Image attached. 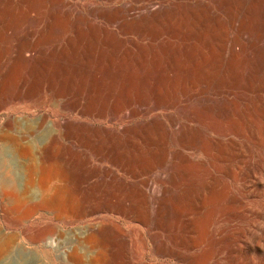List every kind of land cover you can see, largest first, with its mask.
Segmentation results:
<instances>
[{"label":"rangeland","instance_id":"obj_1","mask_svg":"<svg viewBox=\"0 0 264 264\" xmlns=\"http://www.w3.org/2000/svg\"><path fill=\"white\" fill-rule=\"evenodd\" d=\"M44 1L0 0V132L46 129L25 141L43 149L31 198L0 203V234L17 238L0 264H264V15H250L256 0H241L234 16L224 0ZM133 6L143 10L131 14ZM80 35L79 54L60 58ZM21 47L36 52L20 57ZM244 114L250 121L234 136L231 122ZM145 121L160 123L157 135L133 132ZM53 126L61 135L51 144ZM221 133L229 173L214 201L193 203L191 238L185 192L201 180L202 145ZM0 156L11 172L29 160L2 141ZM25 181L21 174L20 188ZM145 182L157 194H146Z\"/></svg>","mask_w":264,"mask_h":264},{"label":"bare ground","instance_id":"obj_2","mask_svg":"<svg viewBox=\"0 0 264 264\" xmlns=\"http://www.w3.org/2000/svg\"><path fill=\"white\" fill-rule=\"evenodd\" d=\"M2 1H6V0H2ZM9 1V0H8ZM33 1V0H32ZM44 1V0H43ZM48 1V0H47ZM63 1V0H60ZM225 2H228L227 4L221 5L222 10L224 12L229 13L230 15L234 16L240 9H241V0H224ZM22 2V0H21ZM28 2V1H27ZM31 2V1H30ZM37 2V1H36ZM45 2V1H44ZM140 2V1H139ZM25 3V2H24ZM35 3V2H34ZM55 3V2H54ZM243 3V2H242ZM45 4H48L45 2ZM32 5V3H31ZM53 5V4H52ZM58 5V4H57ZM141 7V6H140ZM146 8V7H145ZM39 10V9H38ZM143 10L142 8H138V7H131V9L129 10V12H131V14L134 12L137 14L138 11ZM146 10V9H145ZM96 11V10H95ZM120 10H117V12L119 13ZM34 12V11H31ZM115 13V12H113ZM188 13L194 14L195 11L191 10ZM249 13L251 16H256V15H260L263 16L264 15V1L263 0H256V2L250 7L249 9ZM115 15V14H114ZM113 15V16H114ZM126 14H124L125 16ZM48 18L52 19V20H56V21H63L64 22V18L60 17V16H56L53 15L52 13H50V15H47ZM116 17L118 16V14L115 15ZM131 16V15H130ZM123 17V16H122ZM121 17V18H122ZM128 17V16H126ZM69 18V16H68ZM67 19V18H65ZM120 19V18H119ZM118 19V20H119ZM126 19V18H125ZM121 20V19H120ZM127 20V19H126ZM49 21V20H48ZM81 21V20H80ZM123 22V20H121ZM131 21V19H130ZM64 26V25H63ZM129 26V25H128ZM140 26V25H139ZM141 27V26H140ZM126 31V30H125ZM50 33V32H49ZM51 34V33H50ZM79 35V34H78ZM241 36V35H240ZM71 38V37H70ZM81 35L78 36V39L76 40H71L70 42L67 43V46L62 49V51L60 52V58H67L70 56H74V55H78L79 53V48L81 47L79 42H81ZM106 40V39H105ZM80 46V47H79ZM56 49V48H55ZM54 50V49H53ZM57 50V49H56ZM30 52V53H35L36 49L35 48H22L19 50L18 54L21 57L24 52ZM38 51V50H37ZM57 53V52H55ZM54 53V54H55ZM78 53V54H77ZM36 56V55H35ZM58 56V55H57ZM59 64V63H58ZM142 65V64H141ZM89 66V65H88ZM82 67V66H81ZM88 68V67H87ZM66 69V67H65ZM79 69V68H78ZM179 70V69H178ZM120 71V70H119ZM180 71H182V69H180ZM55 72V71H54ZM79 72V71H78ZM188 72V71H185ZM172 77V76H171ZM167 79V78H166ZM25 80V79H24ZM66 81V80H65ZM184 81V80H183ZM3 82V81H2ZM1 85L2 83H0V89H1ZM129 87V86H128ZM129 93V92H128ZM161 94V93H160ZM98 96V95H97ZM93 98V97H92ZM120 98V97H119ZM192 98V97H191ZM225 98V97H224ZM235 101V100H234ZM254 102V101H252ZM17 103V101H16ZM250 104L251 102L248 103L247 105V109L250 108ZM192 106V104H191ZM5 107L4 103L1 100L0 97V111L3 110ZM91 107V106H90ZM231 109L236 112V108L238 107L236 102H233L231 104ZM260 109H262V112L264 113V103L260 105ZM238 112V111H237ZM191 115V114H190ZM43 117V122H45L46 120H48V116L46 114L42 115ZM249 116L247 114L243 115V118L240 119L239 121H237L236 119L232 120V124L234 123L235 126L234 128H232L234 136H240L241 135V124H248L249 123ZM200 122V121H199ZM218 124V123H216ZM52 126V125H51ZM159 127H160V123H155L153 121H145L143 123H139L137 126H135L133 128V132H144L147 133L150 136H155L157 135L158 131H159ZM176 127V126H175ZM178 127V126H177ZM233 127V126H232ZM163 128V127H162ZM44 126L43 124L38 125L37 127H28L26 129H24L21 132L20 137L15 138L12 137L8 134V130H4L0 132V141L2 142H9L13 148V150L15 151V153L19 156H23V155H29V160L25 163L19 164L18 166H14V171L11 172L8 168V166L6 165V160L4 158H2L0 156V203L1 204H5V207L8 206H13V205H18L19 203H21L22 201H28V199L31 198L32 195V190H34V176L41 170V167L38 166L36 159L42 158V147H33L31 144L32 143H25V141H27V139H29L30 137H35L38 138V136H36L37 134L43 133L44 132ZM126 131L131 130L126 128ZM191 131V130H189ZM189 131L185 132L184 135L185 137L189 136ZM46 135L50 138V143L52 144L53 142H55L61 135L59 130H55L54 126L52 129H47V131L45 132ZM64 133H66L64 131ZM200 134V133H199ZM225 137L226 134L225 133H221L220 136H218V138L214 141V143H212V141H208L205 142L202 145V152L204 153V155L206 156V160L203 162L202 164V173L200 175L201 180L199 182H194L192 184H190L185 192V200L186 202L191 205V207L193 206V203L196 201V199L200 200L203 206H207V199H211L210 197L211 195L213 196L214 194H212L213 192L216 193L217 191H215V189H218V187L221 184V177L228 175L229 173V169L230 166L228 164V159L226 157L225 154V148H226V143H225ZM161 139V138H160ZM46 141V140H45ZM183 145V144H182ZM196 146V145H194ZM46 148V147H45ZM180 151V150H179ZM228 152V151H227ZM181 153V152H180ZM184 153V152H183ZM7 155H9L7 153ZM44 156V155H43ZM8 157V156H7ZM216 160V161H215ZM17 161V160H16ZM15 162V161H14ZM17 163V162H16ZM54 163V162H53ZM54 164H52L53 166ZM50 166V167H52ZM19 167V170H17ZM54 167V166H53ZM51 169V168H50ZM53 170V169H51ZM56 170V169H55ZM197 170V169H196ZM19 171V173H18ZM50 171V170H49ZM53 172V171H52ZM51 172V173H52ZM58 172V171H57ZM188 172V171H187ZM233 172V171H232ZM46 173V172H45ZM49 172L47 171L46 175ZM56 173V172H55ZM9 174H12L9 175ZM21 174H23L25 176V185L23 188L19 187V177L21 178ZM166 175V174H165ZM237 175V174H236ZM48 176V175H47ZM182 177H184V172L180 175ZM45 177V175H44ZM43 177V178H44ZM56 177V176H53ZM154 177V176H153ZM175 177V176H174ZM181 177V178H182ZM176 178V177H175ZM36 179V178H35ZM48 180V179H47ZM150 181V179H149ZM146 183V182H145ZM46 184V183H45ZM171 184V183H170ZM174 185V184H173ZM156 186V185H155ZM157 187V186H156ZM43 188V187H42ZM145 188L147 189L146 194L149 192L155 193L157 194L156 188L153 187L151 182H147L145 185ZM143 190V189H142ZM167 190V189H166ZM36 192V191H35ZM219 193V192H218ZM217 193V194H218ZM228 193V192H227ZM63 194V193H62ZM136 194V193H135ZM60 196V195H59ZM216 197V196H215ZM62 198V197H61ZM137 203L140 206L139 208L141 209V207L144 206V199L142 197V194H137ZM38 199V198H37ZM158 199V198H157ZM164 199V198H163ZM215 199V198H214ZM136 201V199L134 200ZM160 201V200H159ZM164 201V200H163ZM44 202H46L48 205H53L56 200L54 198H45ZM59 202V200H58ZM61 202V200H60ZM167 202V201H166ZM209 202V201H208ZM66 203V202H65ZM146 203V202H145ZM186 203V204H187ZM179 204V203H178ZM24 205V204H23ZM42 205V204H41ZM40 205V206H41ZM143 205V206H142ZM163 205V203L161 204ZM19 206V205H18ZM210 206V205H209ZM4 207V206H3ZM33 207V206H32ZM47 207V205H46ZM146 207V206H145ZM176 207V206H175ZM189 207V206H188ZM138 208V207H137ZM144 208V207H143ZM154 208V207H153ZM177 208V207H176ZM182 208V207H180ZM229 208V207H228ZM53 209V208H52ZM55 209V208H54ZM135 209V208H133ZM139 209V212L141 213ZM145 209V208H144ZM46 210V209H45ZM50 210V209H49ZM154 210V209H153ZM161 210V214L163 212V208L161 206L160 208ZM182 210V209H181ZM147 211V210H145ZM156 211V210H155ZM176 211V210H175ZM188 211V210H187ZM211 211V210H210ZM144 212V211H143ZM170 213V212H169ZM208 213V212H207ZM168 214V213H167ZM166 214V215H167ZM182 214V213H181ZM141 215V214H140ZM143 215V213H142ZM177 215V214H176ZM183 215V214H182ZM184 216V215H183ZM163 217V216H162ZM209 217H212V215H210ZM129 218V217H128ZM143 218V217H142ZM183 218V217H182ZM209 220V218H208ZM212 220V219H211ZM210 220V221H211ZM206 221V220H205ZM203 221V222H205ZM172 222V220H171ZM189 234L191 236V238L194 236V234L196 233V225L199 224L197 223V218H196V212H195V208H191L190 211V218H189ZM202 221H200L201 223ZM167 223V222H166ZM173 223V222H172ZM185 223V222H184ZM171 224V223H170ZM206 225V224H205ZM210 225V224H209ZM204 226V225H203ZM204 229V227H202ZM201 228V229H202ZM154 229V228H153ZM52 231V230H51ZM208 231V230H207ZM54 232V231H53ZM48 234V232H46ZM45 233V234H46ZM44 235V234H43ZM58 235V234H57ZM97 235V234H96ZM142 235V234H141ZM49 236V235H48ZM54 236V235H53ZM99 237V235H97ZM162 236V235H161ZM189 236V237H190ZM203 237V235H202ZM91 238V237H90ZM93 238V237H92ZM94 238H96V236H94ZM142 240H143V235H142ZM16 235H1L0 234V255L6 254L8 253L15 241H16ZM102 239V238H101ZM200 239V238H199ZM47 240V238L45 239ZM195 241H197L196 239H194ZM55 241V240H54ZM144 241V240H143ZM193 241V240H192ZM190 242V241H189ZM82 244V242H80ZM196 243V242H195ZM146 244V241H145ZM96 245V244H95ZM196 245V244H194ZM76 246V245H75ZM146 246V245H145ZM76 253V251H75ZM81 254V253H80ZM198 257V256H197ZM195 258V257H194ZM75 259L77 261L79 260H83L81 256H78L77 254L75 255ZM197 260V259H196ZM80 263V261H79ZM85 263V262H84ZM11 264V263H10ZM19 264H28L27 261L22 260L20 261Z\"/></svg>","mask_w":264,"mask_h":264}]
</instances>
